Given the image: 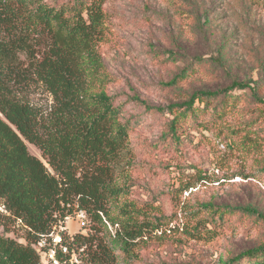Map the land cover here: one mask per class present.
I'll return each instance as SVG.
<instances>
[{
	"label": "rangeland",
	"instance_id": "374dc122",
	"mask_svg": "<svg viewBox=\"0 0 264 264\" xmlns=\"http://www.w3.org/2000/svg\"><path fill=\"white\" fill-rule=\"evenodd\" d=\"M103 9L108 32L98 53L107 74L105 91L129 123L130 163L115 177L125 194L109 204L110 216L125 222V210L134 222L158 227L147 228L127 264H222L264 244V105L249 92L224 103L211 100L206 109L196 102L195 116L178 120L175 146L163 144L162 137L179 112L147 111L133 101L166 108L232 79L257 83L264 98V0H104ZM219 52L228 71L209 61ZM195 58L204 62L193 63ZM185 68L186 77L165 86ZM23 97L42 110L52 105L40 84L23 89ZM27 147L41 159L36 148ZM208 203L210 210L202 207ZM238 207L256 208L260 215ZM70 217L57 231L67 237L88 232V218L83 228ZM0 233L18 241L26 235L1 201ZM71 262L83 263L80 252Z\"/></svg>",
	"mask_w": 264,
	"mask_h": 264
},
{
	"label": "trees",
	"instance_id": "16d2710c",
	"mask_svg": "<svg viewBox=\"0 0 264 264\" xmlns=\"http://www.w3.org/2000/svg\"><path fill=\"white\" fill-rule=\"evenodd\" d=\"M103 4L104 0H0V201L26 229L23 241L0 233V264H42L41 237L77 210L86 213L88 232L71 239L63 235L62 244L69 253L80 252L82 264L130 263L147 228L158 229L151 222H134L125 210V222L110 216L109 204L125 194L115 177L130 163L129 123L122 121L119 107L105 91L107 74L98 53L108 32ZM209 61L228 71L222 52ZM189 70L182 69L165 86L176 85ZM31 84L42 85L52 97L48 110L23 97V89ZM256 84L232 79L224 88L199 90L166 108H153L136 97L133 101L147 111L166 109L169 116L179 112L162 137L163 144L177 146L178 120L194 117L196 102L206 109L211 100L222 98L224 103L233 94L249 92L264 105ZM27 144L39 151L47 167ZM202 207L210 210L212 204ZM236 209L260 215L256 208ZM222 264H264V244Z\"/></svg>",
	"mask_w": 264,
	"mask_h": 264
},
{
	"label": "built area",
	"instance_id": "2783aa9c",
	"mask_svg": "<svg viewBox=\"0 0 264 264\" xmlns=\"http://www.w3.org/2000/svg\"><path fill=\"white\" fill-rule=\"evenodd\" d=\"M70 216H74L82 224L83 228L85 227L87 216L83 210H77ZM70 216L65 217L62 222L59 221L57 225L53 226L48 236L41 237L38 246L41 248L42 264H73L71 257L74 251L69 253L67 247L62 244L63 233L57 231V228H61L63 222L71 218ZM68 237L71 239V236Z\"/></svg>",
	"mask_w": 264,
	"mask_h": 264
}]
</instances>
